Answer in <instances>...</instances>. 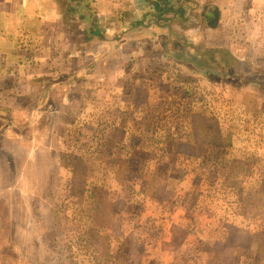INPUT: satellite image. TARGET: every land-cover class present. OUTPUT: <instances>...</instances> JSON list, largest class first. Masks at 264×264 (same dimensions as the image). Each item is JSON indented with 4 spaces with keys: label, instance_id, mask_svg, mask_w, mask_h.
<instances>
[{
    "label": "rangeland",
    "instance_id": "rangeland-1",
    "mask_svg": "<svg viewBox=\"0 0 264 264\" xmlns=\"http://www.w3.org/2000/svg\"><path fill=\"white\" fill-rule=\"evenodd\" d=\"M260 10L221 38L234 72L190 42L107 65L63 88L83 101L0 134V264H264Z\"/></svg>",
    "mask_w": 264,
    "mask_h": 264
},
{
    "label": "crops",
    "instance_id": "crops-1",
    "mask_svg": "<svg viewBox=\"0 0 264 264\" xmlns=\"http://www.w3.org/2000/svg\"><path fill=\"white\" fill-rule=\"evenodd\" d=\"M168 1L0 0V134L58 112L56 102L83 101L63 88L90 86L92 73L109 75L107 65L117 63L114 75H123L127 59L182 58L190 42H215L199 50L217 47L236 55L232 41L219 44L221 38L237 35L245 22L261 21L264 8L261 0H194L197 22L188 25L182 16L160 9ZM208 10H216L214 26L204 23ZM60 90L59 101L53 95L60 96Z\"/></svg>",
    "mask_w": 264,
    "mask_h": 264
},
{
    "label": "trees",
    "instance_id": "trees-1",
    "mask_svg": "<svg viewBox=\"0 0 264 264\" xmlns=\"http://www.w3.org/2000/svg\"><path fill=\"white\" fill-rule=\"evenodd\" d=\"M160 0H154L155 4H158ZM191 4L192 8H195L194 0H172L171 2H166L165 7L160 8L164 11L171 10L174 15H179L183 17V21L189 25V21L195 20V24L197 22V14L193 15L190 11H187L186 6ZM189 7V6H188ZM156 8H159L156 5ZM216 11V10H215ZM213 10H208L203 14L204 23L208 26H214L216 19V12ZM192 25V22H191ZM97 29V28H95ZM196 55L202 58L200 66L203 69L211 70L216 67V64H219L220 67L223 65L229 64V71H236L238 59L234 54H231L226 49L221 48H206L204 50H196ZM216 144V143H214Z\"/></svg>",
    "mask_w": 264,
    "mask_h": 264
}]
</instances>
